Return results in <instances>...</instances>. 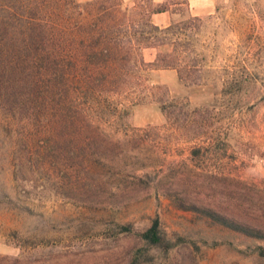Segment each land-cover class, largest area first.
<instances>
[{
	"label": "rangeland",
	"instance_id": "1",
	"mask_svg": "<svg viewBox=\"0 0 264 264\" xmlns=\"http://www.w3.org/2000/svg\"><path fill=\"white\" fill-rule=\"evenodd\" d=\"M153 20H187L182 79L175 69L149 71L155 89L112 95L120 109L92 113L104 131L99 149L52 146L46 121L36 129L0 111V255L131 264L158 218L176 245L141 264H264V243L173 199L186 186L206 188L208 202L264 222V0H189L185 14ZM156 56L144 51L148 63Z\"/></svg>",
	"mask_w": 264,
	"mask_h": 264
},
{
	"label": "trees",
	"instance_id": "2",
	"mask_svg": "<svg viewBox=\"0 0 264 264\" xmlns=\"http://www.w3.org/2000/svg\"><path fill=\"white\" fill-rule=\"evenodd\" d=\"M187 11L189 0H0V111L30 121L36 129L46 121L52 146L99 149L96 137L104 131L92 113L101 106L104 114L120 109L112 95L123 96L145 84L155 89L160 82L149 71L175 69L182 79L185 39L190 38L187 20L159 25L153 17ZM189 19L200 21L192 15ZM147 49L157 50L154 62L144 59ZM162 108L168 116L165 103ZM203 189L177 191L176 207L264 243V222L208 202ZM131 230L126 224L121 231ZM139 238L141 247L129 254L131 264L150 262L176 245L158 218ZM258 253L264 257V246ZM31 263L24 252L0 255V264Z\"/></svg>",
	"mask_w": 264,
	"mask_h": 264
},
{
	"label": "crops",
	"instance_id": "3",
	"mask_svg": "<svg viewBox=\"0 0 264 264\" xmlns=\"http://www.w3.org/2000/svg\"><path fill=\"white\" fill-rule=\"evenodd\" d=\"M163 14H166V13H162V14H157V15H155V16H158V15H163ZM155 16H154V17H155ZM154 17H153V18H154ZM166 25H168V24H166Z\"/></svg>",
	"mask_w": 264,
	"mask_h": 264
}]
</instances>
